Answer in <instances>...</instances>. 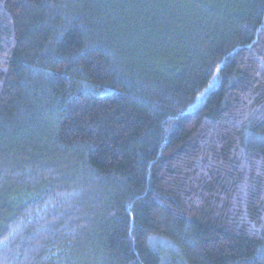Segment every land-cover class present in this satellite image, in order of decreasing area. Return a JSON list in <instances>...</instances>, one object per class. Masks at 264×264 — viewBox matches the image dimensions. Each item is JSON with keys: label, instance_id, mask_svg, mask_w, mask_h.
<instances>
[{"label": "trees", "instance_id": "obj_1", "mask_svg": "<svg viewBox=\"0 0 264 264\" xmlns=\"http://www.w3.org/2000/svg\"><path fill=\"white\" fill-rule=\"evenodd\" d=\"M0 264H264V0H0Z\"/></svg>", "mask_w": 264, "mask_h": 264}]
</instances>
